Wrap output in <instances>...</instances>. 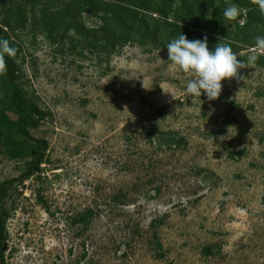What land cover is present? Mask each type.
<instances>
[{
  "label": "rangeland",
  "instance_id": "374dc122",
  "mask_svg": "<svg viewBox=\"0 0 264 264\" xmlns=\"http://www.w3.org/2000/svg\"><path fill=\"white\" fill-rule=\"evenodd\" d=\"M74 19L100 25L85 9ZM38 29L11 39L25 56L22 89L46 113L28 133L47 147L39 170L3 197V264H264V70L241 69L208 101L186 94L192 77L167 50L129 42L98 53L71 43L84 37L72 29L60 43ZM254 52L264 49L236 55ZM161 132L184 143L166 146ZM2 151L0 183L30 161ZM88 208L83 228L74 218Z\"/></svg>",
  "mask_w": 264,
  "mask_h": 264
},
{
  "label": "trees",
  "instance_id": "16d2710c",
  "mask_svg": "<svg viewBox=\"0 0 264 264\" xmlns=\"http://www.w3.org/2000/svg\"><path fill=\"white\" fill-rule=\"evenodd\" d=\"M246 5V18L242 24L231 23L223 16L225 8ZM0 0V40L8 41L12 53H3L0 60V146L8 158L28 155L25 170L16 178L0 183V262L3 264V250L6 241L7 213L2 202L6 192L17 182H23L40 168L46 141L32 139L28 128H36L46 118V113L31 101L19 82L16 63L24 60L20 45L11 39V34L19 38L27 25L40 26L41 32L52 43L63 42L69 30H74L82 39L70 42L98 53H112L116 47L136 42L144 48L167 50L166 45L182 33L189 41L195 38L196 27L210 28L209 50L217 43L227 44L235 54L253 48L257 37L264 36V14L260 11L261 0ZM250 3V4H249ZM85 9L100 20V25L87 28L83 23L74 22V17ZM37 14H39L37 16ZM242 16L240 13L239 18ZM73 20V21H72ZM263 27V29H261ZM39 30V29H38ZM8 31V32H7ZM40 31V30H39ZM72 45L71 50L75 48ZM253 51V50H252ZM255 65L264 70V53H256ZM242 60H246L240 57ZM10 114L15 118H11ZM158 138L166 146L184 143L171 133H162ZM95 215L92 208L78 213L75 224L86 228ZM162 221H153L152 239L159 249L161 243L156 228Z\"/></svg>",
  "mask_w": 264,
  "mask_h": 264
},
{
  "label": "clouds",
  "instance_id": "9594fccd",
  "mask_svg": "<svg viewBox=\"0 0 264 264\" xmlns=\"http://www.w3.org/2000/svg\"><path fill=\"white\" fill-rule=\"evenodd\" d=\"M240 8L233 4L223 11L226 20H235L240 15ZM260 11L264 14V0H261ZM257 47L264 49V37L256 38ZM168 60L172 67L192 77L186 84L185 92L189 97L205 95L208 101L217 100L222 93V82L233 78L242 80L240 70L249 68L257 57L251 55L247 62L238 59V56L227 44L217 43L213 50H209L208 38L189 41L184 34L171 40L167 45ZM8 41L0 40V55L12 53ZM0 71L3 63L0 60Z\"/></svg>",
  "mask_w": 264,
  "mask_h": 264
}]
</instances>
